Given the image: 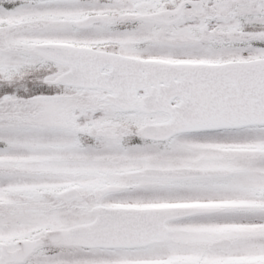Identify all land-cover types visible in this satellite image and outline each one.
Masks as SVG:
<instances>
[{"label": "flooded vegetation", "instance_id": "obj_1", "mask_svg": "<svg viewBox=\"0 0 264 264\" xmlns=\"http://www.w3.org/2000/svg\"><path fill=\"white\" fill-rule=\"evenodd\" d=\"M186 1L0 0V50H7L8 55L9 51L12 55L18 50L29 56L25 59L29 63L22 66L17 65L22 60L20 56L17 62L1 58L0 74L8 72L12 78L8 79L6 73L0 80L18 82L26 74L24 79L28 80V85H34L27 92L44 93L34 99L52 100L53 110L58 105L61 107L62 102L67 108L75 106L71 101H78L77 105L86 101L87 105L89 102L101 105L103 111L108 112L103 119L106 124L95 129L94 136L91 129L86 136L79 133V139L95 147L94 150L86 148L89 155L95 154L88 162H78L76 153L71 150V147L76 148V136L67 128L74 141L61 147L58 163L53 166L57 169L39 172L40 176L49 177L48 185H38L32 190L20 185L0 187V255L17 252L21 241L40 239L51 230H68L98 222L104 207H116L134 211L126 216L130 221L129 230L133 232L128 233L126 242H119L122 246L43 245L19 264H30L35 255L52 252L69 258L60 261L61 264H80L88 260L87 254L94 256L89 262H96L109 258L148 257L156 251L173 253L177 264L264 263L263 253L251 252L259 251L264 242V182L253 184L238 180L241 175L253 176L251 166H233L242 169L234 170L215 161L214 155L201 158L199 135L203 133L168 130L166 122L172 120L168 112L151 114L140 108L147 94L144 89H118L120 100L131 102L121 106L107 100L114 95L113 90L92 86L96 83L88 86L52 84L55 78L72 73L76 63L103 74L127 68L113 65L117 56L162 63L192 62L185 58L188 54L182 56L185 60L170 58L168 48L172 42L162 40L159 41L162 44H158L146 35L155 27L173 31L183 23L188 15L187 7L175 21H157L148 16L176 12ZM195 1L199 2L195 7L201 4L200 0ZM12 31L22 32L18 40L21 44L10 39ZM5 34L9 36L2 37ZM163 44L170 46L162 50L160 45ZM59 46L90 48L101 54L94 62L85 60L84 63L81 58L58 61V51L63 50ZM40 47L43 49H38ZM110 82L101 85L108 87ZM16 89L17 98L5 100L6 103L14 101L16 105L7 107L10 109L7 114L15 113L22 119L33 116L31 104L23 103L22 91ZM179 101L173 99L171 107L178 108ZM43 105L45 103L38 106ZM96 147L103 148L101 156L97 155ZM107 152H114V155L104 159L103 154ZM6 164L8 162L0 165L2 183L14 177ZM212 180L224 181L222 186L237 180L245 194L235 200L207 199L203 182ZM151 192H163L165 197L147 200L141 197ZM155 209L162 211H152ZM117 225L122 227L123 223ZM111 227L114 230L115 224ZM247 248L250 249L248 253L245 252Z\"/></svg>", "mask_w": 264, "mask_h": 264}, {"label": "rangeland", "instance_id": "obj_2", "mask_svg": "<svg viewBox=\"0 0 264 264\" xmlns=\"http://www.w3.org/2000/svg\"><path fill=\"white\" fill-rule=\"evenodd\" d=\"M200 1L201 4L199 6L188 8V15L183 19V23L176 26L173 31L170 29L160 30L155 27L151 34L146 33L147 38L155 40L158 44H162L159 42L162 40L172 42L171 48H168V51L171 50V52H168L170 58L179 59L188 54L185 58L192 61L217 62L218 60H249L250 58L264 57V0ZM21 33L12 31L9 34L10 39L21 44L18 41L21 39L20 36L23 35ZM9 35L5 34L2 37L5 38ZM160 46L163 50L170 45L163 44ZM181 50L184 52L188 51L183 53ZM9 52L11 54V51ZM7 53V50H0V59H11L17 62L22 57L21 62H18L17 65L22 66L23 63H29L28 60H25L27 59L26 57H29L25 52L16 50L15 54L8 55ZM156 54L161 58L164 57L163 54ZM185 58L181 60H185ZM25 76L26 74H23L18 82L16 80L7 82L0 80V86L7 84L14 86V84H17L22 93H26L27 89L31 90L33 87L28 85L24 79ZM27 76L29 75L27 74ZM4 77H6V73L0 74V78L3 79ZM7 78H12L8 72ZM44 95V93L41 95L29 93L25 96L23 103L31 104L30 106L34 109L33 116L22 119L17 115V118L15 116L16 120L14 118L9 120L11 124H7L6 121L11 118V115H3L5 117L0 118V124H2L0 125V142L4 141L3 144H0V165L8 162L5 166L14 176L6 180L5 183H2L0 178V187L20 185L26 190H32L38 185H48V182H50L49 177L40 176L42 174L39 172H50L57 169L53 168V166L58 163L57 159L61 147L74 141L73 135L67 132V128H70L76 136V148L71 147V150L76 153L78 162H88L93 155L95 156V154H88L89 150H94L95 147L89 145L88 141L79 139L78 136H80L79 133L87 134L90 129L91 135L94 136V130L106 124L103 119L108 112L103 111L101 105H92L91 102L87 105L86 101H80L78 105V101H71L72 105L75 106L67 108H65V103L62 102L61 107L58 105L56 110H53L50 103L52 100L39 101L34 99ZM8 99L10 98L6 97L1 100V102L5 103H0V109L4 108L10 111L7 107L12 104L5 101ZM43 103L45 105L39 108L38 105ZM71 113L73 114L72 116ZM20 120L25 121L20 122ZM199 140L201 158H211L214 155L215 161L224 164L227 168L232 167L234 170H240L241 168L237 169L233 166H251L253 176L241 175L238 180L252 182L253 184L264 182V128L203 133L199 135ZM97 145H99L98 142ZM96 149H98L97 155L101 156L103 148L96 147ZM104 154L103 158L105 159L107 156L112 157L114 152ZM235 182H230L223 186L224 181L212 180V182H203L205 198L235 200L236 197L245 194L244 189L239 187L241 183L237 180ZM141 197L146 200L158 199L165 197V194L163 192H151ZM258 250L251 252L264 254V242H262ZM245 252H250V249H245ZM174 256L173 253L156 251L148 257L109 258L89 262L93 261L94 256L87 254L88 260L80 264H177ZM68 260L69 258L65 257L64 254L52 252L42 256L35 255L32 257L30 264H61L60 261L65 262Z\"/></svg>", "mask_w": 264, "mask_h": 264}, {"label": "water", "instance_id": "obj_3", "mask_svg": "<svg viewBox=\"0 0 264 264\" xmlns=\"http://www.w3.org/2000/svg\"><path fill=\"white\" fill-rule=\"evenodd\" d=\"M194 2H186L184 6H192ZM180 12L172 15L166 13L155 14L151 17L156 20L165 19H178L181 16ZM176 14V15H175ZM42 50L43 48H38ZM79 51V50H78ZM49 52V51H47ZM78 54V55H77ZM52 56L56 57L55 53ZM84 56L82 53L69 52L62 54L60 58L57 54L58 61H65L62 59L81 58ZM72 58V59H73ZM83 58L86 61L94 62L96 57L87 54ZM106 61H109L106 59ZM134 61L137 65L131 71L114 70L106 75H101L88 68L87 66H80L76 63L73 66V72L66 74L55 79V83L63 84H77L88 86L89 82L93 81L96 84L92 86H99L105 90H113L114 96L109 99V102L122 104L120 98L122 97L113 86H105L102 82H110V80L130 79L132 78H145L142 80L132 82L137 90H146L147 95L144 97L142 109H147L148 102L156 95H159L164 90L165 86L173 83L167 81L166 78L171 76L180 77L179 83L183 86L180 87V97H182V104L189 111L188 117L193 118V111H197L198 125H193V129L199 131L221 130V129H243L244 127L264 126V58L261 60L229 62L227 64L218 65H167L156 64L154 62H139ZM192 76L193 85H184L189 82L184 77ZM155 77H162L164 83L159 85ZM166 81V83H165ZM141 82V83H140ZM151 85L155 88L151 89ZM179 85V86H180ZM91 86V85H90ZM126 88V87H125ZM192 96L196 98V104H190ZM174 114H171L173 121H176L179 109H173ZM193 120V119H191ZM214 173V172H212ZM206 173V174H212ZM108 219L111 216L110 210H104ZM99 221L93 225L73 228L72 230L62 232H52L46 238L38 241H22L21 251L17 254H11L0 258V264H6L8 261H23L30 253L42 243L56 242L59 244L79 245L85 247H95L112 245L114 242L110 239L112 231H108L110 221ZM110 223V224H108ZM110 235V236H109ZM118 243L116 242L115 245Z\"/></svg>", "mask_w": 264, "mask_h": 264}, {"label": "trees", "instance_id": "obj_4", "mask_svg": "<svg viewBox=\"0 0 264 264\" xmlns=\"http://www.w3.org/2000/svg\"><path fill=\"white\" fill-rule=\"evenodd\" d=\"M4 91V89L1 91V89H0V92H3Z\"/></svg>", "mask_w": 264, "mask_h": 264}]
</instances>
